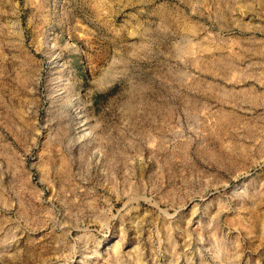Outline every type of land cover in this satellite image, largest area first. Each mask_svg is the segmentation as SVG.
Instances as JSON below:
<instances>
[{
  "label": "rangeland",
  "instance_id": "374dc122",
  "mask_svg": "<svg viewBox=\"0 0 264 264\" xmlns=\"http://www.w3.org/2000/svg\"><path fill=\"white\" fill-rule=\"evenodd\" d=\"M213 35L264 50V0H0V264H264V124L193 95L264 119V60L213 81Z\"/></svg>",
  "mask_w": 264,
  "mask_h": 264
},
{
  "label": "bare ground",
  "instance_id": "6f19581e",
  "mask_svg": "<svg viewBox=\"0 0 264 264\" xmlns=\"http://www.w3.org/2000/svg\"><path fill=\"white\" fill-rule=\"evenodd\" d=\"M224 17L225 16L223 15V13H220L218 15V19L220 20H222V18ZM211 39L212 41H217V43L213 45L212 48H210V53L213 56L211 57L209 65L211 68H214V70L210 74L205 73V76H209L213 81H216L217 79L221 80V78L219 77L220 73H224L226 69L235 68L237 64H240L242 62L247 63V65H263L262 63L264 60V50L258 47L259 41L257 39H254L252 37L226 39L222 35H220L219 37L213 35L211 36ZM224 83L232 84L228 82ZM258 93L259 92L257 90L251 88L225 90L224 87L220 90V93L218 95H214L207 89L202 90V88L194 91L193 95L195 96V98H197V96L208 98L211 100H214L215 98L216 101L223 107V110L221 109L220 115H217V117L215 116V118L212 119L211 124H205L209 131V136H207L205 140L208 139L206 141H215L217 144H222V140H220V138L227 137L233 139V137L236 136L237 131L246 133L245 135H248L249 139V136H251L252 133L260 130V121L264 124V119L258 118V115H251L262 106V101H260V95ZM261 99L264 98L261 97ZM210 129H212L216 133V135ZM211 137L213 139H210ZM239 146L240 145L238 144V149ZM237 147L235 145V142L231 141L228 143L227 147H225L223 150H220V152H218L217 150L216 153L226 158L227 160H234L239 152Z\"/></svg>",
  "mask_w": 264,
  "mask_h": 264
}]
</instances>
